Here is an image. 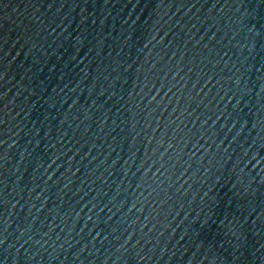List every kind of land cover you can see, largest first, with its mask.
<instances>
[{"label": "water", "instance_id": "obj_1", "mask_svg": "<svg viewBox=\"0 0 264 264\" xmlns=\"http://www.w3.org/2000/svg\"><path fill=\"white\" fill-rule=\"evenodd\" d=\"M0 264H264V0H0Z\"/></svg>", "mask_w": 264, "mask_h": 264}]
</instances>
